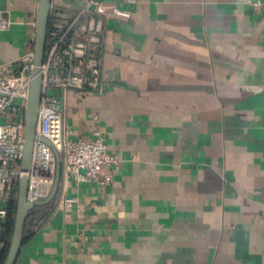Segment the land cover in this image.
I'll return each instance as SVG.
<instances>
[{"label": "crops", "instance_id": "crops-1", "mask_svg": "<svg viewBox=\"0 0 264 264\" xmlns=\"http://www.w3.org/2000/svg\"><path fill=\"white\" fill-rule=\"evenodd\" d=\"M86 1L52 0L50 19ZM103 1L132 11L105 22L104 90L53 93L69 137L100 129L119 169L70 182L72 207L29 226L16 264H264V4ZM39 3L0 0L11 71L33 53Z\"/></svg>", "mask_w": 264, "mask_h": 264}, {"label": "built area", "instance_id": "built-area-1", "mask_svg": "<svg viewBox=\"0 0 264 264\" xmlns=\"http://www.w3.org/2000/svg\"><path fill=\"white\" fill-rule=\"evenodd\" d=\"M133 4L135 0H126ZM264 2L257 0L258 8ZM131 9L108 4L103 0H87L74 13H56L50 19L45 58L42 64V97L38 111L33 159L28 175L27 201L45 200L54 185L57 158L49 140L60 154L62 174L59 189L49 211L70 209L75 198L68 197L67 185L89 182L107 186L119 169V158L108 150L103 132L97 129L92 137L74 140L69 137L64 116V101L53 89L102 92V34L111 17L129 18ZM264 24V15L261 17ZM12 26V20L0 9V31ZM33 54V53H32ZM27 55L18 69L0 63V217L5 220L8 203L19 192V182L25 174L22 167L26 131V108L30 92L33 58ZM106 170V171H105ZM45 205L35 207L37 209ZM33 209V210H34ZM41 218L30 224L37 230Z\"/></svg>", "mask_w": 264, "mask_h": 264}, {"label": "water", "instance_id": "water-1", "mask_svg": "<svg viewBox=\"0 0 264 264\" xmlns=\"http://www.w3.org/2000/svg\"><path fill=\"white\" fill-rule=\"evenodd\" d=\"M51 10L52 0H40L37 17L36 35L34 41V50L32 54L34 67L31 73L32 80L26 108V131L24 142V155L22 159V167L25 174L21 177L19 182L17 211L15 216L14 229L10 240L7 256L3 264H16L21 251V247L24 242L25 222L27 217L29 216V213L37 206L47 205L53 202L57 195L61 180L62 164L60 154L49 140L43 139L53 148V151L57 158V171L55 182L49 196L45 200L37 203H30L27 201V189L29 179L26 172L31 166L33 159L34 142L38 138L36 127L38 121V111L42 97L43 80L41 67L45 58Z\"/></svg>", "mask_w": 264, "mask_h": 264}, {"label": "trees", "instance_id": "trees-1", "mask_svg": "<svg viewBox=\"0 0 264 264\" xmlns=\"http://www.w3.org/2000/svg\"><path fill=\"white\" fill-rule=\"evenodd\" d=\"M17 199L18 193L13 196V198L8 203V213L6 219L4 220L1 231H0V264L4 263V260L7 256V252L10 245V240L13 234L15 216L17 211ZM49 211V207L47 205L39 207L37 209L32 210L29 213V216L25 222L24 234L27 232H31L29 230V224L36 218H38L41 214L45 215ZM40 218V217H39Z\"/></svg>", "mask_w": 264, "mask_h": 264}]
</instances>
